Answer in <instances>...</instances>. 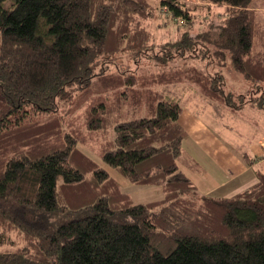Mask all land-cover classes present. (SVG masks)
<instances>
[{"label":"trees","instance_id":"1","mask_svg":"<svg viewBox=\"0 0 264 264\" xmlns=\"http://www.w3.org/2000/svg\"><path fill=\"white\" fill-rule=\"evenodd\" d=\"M252 1L211 0L228 14L197 27L202 6L184 0H0V264H264V171L231 197L203 194L180 168L181 99L161 90L186 82L218 118L264 112ZM162 9L183 29L158 43L149 23ZM94 79L107 93L85 102L87 135L67 129ZM144 106L150 117L123 120ZM111 129L101 158L161 199L134 202L81 149Z\"/></svg>","mask_w":264,"mask_h":264},{"label":"rangeland","instance_id":"2","mask_svg":"<svg viewBox=\"0 0 264 264\" xmlns=\"http://www.w3.org/2000/svg\"><path fill=\"white\" fill-rule=\"evenodd\" d=\"M184 1L202 6V8L199 9L196 15L197 27L198 25H207L211 23L217 25L220 23L222 18L226 14H228L227 5L216 4L211 2V0ZM10 4L11 0H7L6 5L8 6ZM252 6L255 9L263 12L264 0H253ZM168 15L169 14H167L165 9H162L158 12L157 17L149 23L150 29L154 33L155 39L158 43L165 42L177 37L179 35V32H181L183 29L181 27L179 28V31L176 32L177 27L176 29H174L175 25L173 24V22H176V20L172 19ZM196 29L198 30V28ZM150 68L151 67L149 62H145L142 67L143 73L149 74V72H151L149 71ZM225 72L227 73L228 86H242L240 75L237 76L233 71ZM188 85H186V82H183L176 83L174 85H167L165 86V88L161 87L162 91L165 89L164 92L174 97H179L181 99L183 107L182 120L184 124H188L189 126V121L192 119L189 114L190 110L192 112H197V114L199 115L201 114L204 119L212 122L215 127H217L218 133H220L222 137L227 138L226 141L231 147H226V144L223 143L222 138L219 135L218 139L213 140V138H211V140L205 142V138L200 134V138H202L204 144H206L210 148L217 147V150L220 152V155L226 156L234 154L235 152H237V150H239V147H242V150L246 151L252 157L251 159H253L252 164H254V167L260 168L259 159L255 157V154L253 153L254 151L252 150V146L257 143V140L259 139L260 135H262L264 141V112H261L260 110L245 108L243 111H238L237 114L216 118L212 108L208 105L206 106L204 101L197 95L196 88H190ZM106 93L107 90L104 89L100 85V83L96 81V79H94L87 88L86 94L84 96H78L75 103L72 105L69 114L63 115L64 120H66L65 127L68 129L69 122L74 121L75 126H77L83 131L84 134H86L87 132L85 131L86 128L82 118L83 107L87 105L85 104V102L90 101L93 97L105 95ZM145 107L146 106L138 108L136 110L128 111V113L124 116L123 120L150 117V111ZM187 108H189L190 110L187 111ZM186 114H189V116L187 117ZM40 116L41 115H39L38 118H40ZM212 116L214 117L213 120H211ZM208 134L211 135L210 132ZM114 136L115 132L112 129L109 130L106 135H104L103 132H97L93 135V137L91 138V140H89L87 144H80V147L100 166H103L109 171L111 176H113L120 184L121 188L125 192L130 194L134 202L146 203L161 199L163 197V192L159 186L134 184L127 180L125 177H123L121 174H119L114 168L106 164L101 158L99 154V147L101 143L105 139H113ZM261 143L262 140L259 142V144L261 145ZM204 144L199 142V138L194 140L191 138H186L185 142H183V151L186 155V161L181 162L180 165L184 164V166H186L188 170L186 171L188 172V174L197 172L199 175L206 177L205 182H207L209 185L219 186L214 188L211 187L212 191H210L211 193L208 194L210 196H225L231 194L232 190L241 188L243 184L239 181H241L246 175L248 177L250 176L241 172H239L238 174L231 173L230 169L226 170L221 165H218L216 160L215 162L209 160L208 157L212 159L213 157L211 156V151L209 150V148L205 147ZM221 171L227 173L228 178L233 175V178L229 179L233 181H221V183L213 182V178L220 179V176L222 175Z\"/></svg>","mask_w":264,"mask_h":264},{"label":"crops","instance_id":"3","mask_svg":"<svg viewBox=\"0 0 264 264\" xmlns=\"http://www.w3.org/2000/svg\"><path fill=\"white\" fill-rule=\"evenodd\" d=\"M189 110L190 109L187 108V111H189ZM189 114L192 118L189 121V126H188V124H184V122L182 120L183 113L181 114V118H180L181 123L185 129V137H184L183 142H185L186 138H191L193 140L199 138V142L204 144L202 138H200V134L206 139V140L204 139L205 142H208L209 140H211V138H213V140L218 139V135H219L222 138L223 143L226 144V147L227 146L231 147L229 145V143L226 141L227 138L222 137L221 134L218 133L217 127H215V125L212 122L204 119L202 117V115L197 114V112H192L190 110ZM189 114L188 115L186 114V116L188 117ZM214 115H215V113H214ZM215 117L218 118L216 115H215ZM213 118L214 117L212 116L211 120H213ZM209 132L211 133V135L208 134ZM212 132H213V134H212ZM256 139H258V138H256ZM258 140H257V143H255L253 146L252 145L251 146H252V150L254 151L253 153L255 154V157L259 159L260 168L254 167V164H252L253 163V159H251L252 157L246 151H243L242 147L241 148L239 147L238 148L239 150H237V152H235L234 154L226 156V155H220V152L217 150V147L216 148L215 147L210 148L206 144H204L205 147L209 148V150L211 151L210 152L211 156L213 157V159L208 157L209 160H211L213 162H215V160H216L218 165H221L226 170L230 169L231 173L238 174L239 172H241V173L248 174L250 176V177H248L246 175L245 177H243L244 180L242 179L241 181H239L240 183L243 184L241 186V188H237L236 190H232L231 194H228L225 196H219V197H231L237 193L244 191L245 189L249 188L250 186L254 185L256 182H258L259 173L264 171V164H263L264 163V157H263L264 149L262 147V143H261V145L259 144V142L261 140L263 142L262 135L259 136ZM204 156H208V155H204ZM180 168L195 183V185L198 187V189L203 194L208 195L211 193L210 191H212V188L219 187V186L209 185L207 182H205L206 177L199 175L197 172H193L191 174H188V172H187L188 170H187L186 166H184V164L183 165L181 164ZM221 172H222V175L220 176V179L213 178V182L221 183V181H225V182L233 181V180H229V179L233 178V175L228 178L227 173H225L224 171H221ZM235 191H237V192H235Z\"/></svg>","mask_w":264,"mask_h":264},{"label":"built area","instance_id":"4","mask_svg":"<svg viewBox=\"0 0 264 264\" xmlns=\"http://www.w3.org/2000/svg\"><path fill=\"white\" fill-rule=\"evenodd\" d=\"M262 147H263V149H264V141L262 142ZM263 157H264V153H263Z\"/></svg>","mask_w":264,"mask_h":264}]
</instances>
